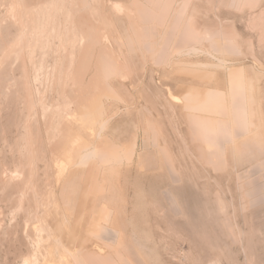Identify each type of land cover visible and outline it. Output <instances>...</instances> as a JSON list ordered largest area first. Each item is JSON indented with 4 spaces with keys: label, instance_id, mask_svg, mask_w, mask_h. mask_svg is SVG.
<instances>
[{
    "label": "rangeland",
    "instance_id": "1",
    "mask_svg": "<svg viewBox=\"0 0 264 264\" xmlns=\"http://www.w3.org/2000/svg\"><path fill=\"white\" fill-rule=\"evenodd\" d=\"M0 264H264V0H0Z\"/></svg>",
    "mask_w": 264,
    "mask_h": 264
},
{
    "label": "bare ground",
    "instance_id": "2",
    "mask_svg": "<svg viewBox=\"0 0 264 264\" xmlns=\"http://www.w3.org/2000/svg\"><path fill=\"white\" fill-rule=\"evenodd\" d=\"M212 93H213V92H212ZM216 93H217V92H216ZM209 94H210V92H209ZM216 96H217V95H216ZM218 97H219V94H218L217 97L214 96V100H217ZM216 98H217V99H216ZM211 104H212V103H211ZM92 154H93V153H92ZM190 169H191V168H190ZM193 169H194V168H193ZM195 169H196V168H195ZM196 170H197V169H196ZM196 170H195V171H196ZM186 171H187V169H186ZM189 171H191V170H189ZM192 171H193V170H192ZM192 171H191V173H192ZM197 171H198V170H197ZM195 173H196V172H195ZM198 173H199V171H198ZM198 173H197V174H198ZM197 174H196V175H197ZM198 178H199V175H198ZM199 181H200V180H199ZM183 183H184V181H183ZM194 183H195V182H194ZM170 184H171V183H170ZM170 184H169V185H170ZM181 184H182V183H181ZM196 184H198V183H196ZM188 190H189V189H188ZM193 190H194V188H193ZM183 191H184V190H183ZM197 191H198V190H197ZM185 193H186V192H185ZM187 194H188V193H187ZM183 195H184V194H183ZM188 195H189V194H188ZM195 195H196V194H195ZM184 196H185V195H184ZM182 197H183V196H182ZM182 197H181V198H182ZM186 197H187V196H186ZM182 200H184V199L182 198ZM190 200H191V199H190ZM194 200H195V199H194ZM194 200H193V201H194ZM185 201H186V200H185ZM201 202H202V201H201ZM198 205H199V204H198ZM182 206H183V204H182ZM193 206H195V204H194ZM199 206H200V205H199ZM183 207H184V206H183ZM194 208H195V207H194ZM202 208H204V207H202ZM209 208H210V206H209ZM191 210H192V209H191ZM205 210H206V208H205ZM201 211L203 212L204 209L201 210ZM187 212H188V211H187ZM204 212H205V211H204ZM192 213H193V212H192ZM202 214H203V213H202ZM192 215H193V214H192ZM192 215H191V216H192ZM207 215H208V213H207ZM204 216H205V215H202V217H204ZM209 216H210V215H209ZM193 217H195V216L193 215ZM205 219H206V218H205ZM176 220H177V219H176ZM176 220H175V221H176ZM186 220H187V219H186ZM190 220H191V219H190ZM192 220H193V219H192ZM194 220H196V218H195ZM184 221H185V220H184ZM173 222H174V221H173ZM185 222H186V221H185ZM188 223L190 224V221L187 222V224H188ZM193 223H194V222H193ZM181 225H182V224H181ZM181 225H180V226H181ZM185 225H186V224H185ZM191 226H192V224H191ZM177 227H178V226H177ZM177 227H176V228H177ZM185 228H186V227H185ZM188 229H190V228H188ZM186 231H187V230H186ZM95 263H96V262H95Z\"/></svg>",
    "mask_w": 264,
    "mask_h": 264
}]
</instances>
